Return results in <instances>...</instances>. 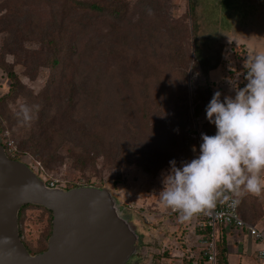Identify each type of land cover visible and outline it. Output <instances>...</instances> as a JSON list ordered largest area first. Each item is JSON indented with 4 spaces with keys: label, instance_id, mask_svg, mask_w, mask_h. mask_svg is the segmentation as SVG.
Masks as SVG:
<instances>
[{
    "label": "rangeland",
    "instance_id": "rangeland-1",
    "mask_svg": "<svg viewBox=\"0 0 264 264\" xmlns=\"http://www.w3.org/2000/svg\"><path fill=\"white\" fill-rule=\"evenodd\" d=\"M66 1L0 0V15L9 13L11 17L4 21L6 32L0 33V136L8 155L21 156L44 181L109 189L116 205L136 227L137 252L128 264H195L202 242L206 241L199 233V229H205L200 226L203 219L196 216L181 222L178 213L161 207L162 174L170 170V161L182 167L183 162L198 156L203 142L202 125L208 121L206 108L214 93L219 91L223 101L225 97L234 98L236 89L246 85L247 56L257 49L264 50V1L241 3L245 11L255 5L263 20L258 22L257 16L248 12L242 19L239 8L226 11L221 0H121L124 6L120 14H88V37L85 41L79 37L71 61L54 69L48 66L52 53L48 41L43 42L37 29L46 23L58 28L63 21L68 32L65 37L74 39L86 22L79 26V21L63 20L61 9ZM99 1H109L107 5H111L117 0ZM85 42L88 50H82ZM15 43L22 44L23 49L16 50ZM203 58L210 59L211 67H218L205 72ZM8 69L19 78V91L14 97H7L12 83ZM53 73L73 77L74 85L54 86L52 96L58 93L59 97L53 103L52 114L64 115L56 122L54 138L42 145L55 159L47 163L18 147L14 132L21 126L13 119V110L21 103L39 105L40 110L48 88L45 84ZM172 85H187L191 114L188 120L186 115H180ZM71 90L76 97L71 105L73 116L67 118L65 91ZM197 103L202 110L195 116ZM124 118L128 120L122 127L124 134L117 135L115 122ZM40 122L38 111L32 125L23 130L38 133ZM74 122L83 123L80 125L89 129L93 138L74 141L73 134H67L76 130ZM135 123H139L136 143L137 132L132 136L127 130ZM73 142L87 161L93 160L87 166L81 167L73 155ZM157 146L164 152L156 151ZM117 147L147 156L141 159L146 164L131 158V163L121 162V157H115ZM241 200L244 218L264 226V194ZM21 224L23 237L35 248L49 228L50 215L42 208L27 207Z\"/></svg>",
    "mask_w": 264,
    "mask_h": 264
},
{
    "label": "clouds",
    "instance_id": "clouds-1",
    "mask_svg": "<svg viewBox=\"0 0 264 264\" xmlns=\"http://www.w3.org/2000/svg\"><path fill=\"white\" fill-rule=\"evenodd\" d=\"M244 67L247 83L235 97L221 101L217 91L207 105L216 134L202 133L198 156L182 167L172 160L162 174L161 207L178 213L181 222L211 216L218 204L234 208L245 196L264 194V50L250 52ZM38 111L39 105L26 103L13 110L22 127H30Z\"/></svg>",
    "mask_w": 264,
    "mask_h": 264
},
{
    "label": "water",
    "instance_id": "water-1",
    "mask_svg": "<svg viewBox=\"0 0 264 264\" xmlns=\"http://www.w3.org/2000/svg\"><path fill=\"white\" fill-rule=\"evenodd\" d=\"M26 204L53 212L48 249L35 255L19 234L18 213ZM135 230L109 189L50 187L0 143V264H127L137 250Z\"/></svg>",
    "mask_w": 264,
    "mask_h": 264
},
{
    "label": "trees",
    "instance_id": "trees-1",
    "mask_svg": "<svg viewBox=\"0 0 264 264\" xmlns=\"http://www.w3.org/2000/svg\"><path fill=\"white\" fill-rule=\"evenodd\" d=\"M8 1V0H5ZM72 1L73 4L70 2ZM109 1H107L108 3ZM70 3V4H69ZM107 3H102L99 0H68L66 2L63 3L62 5V18L63 20H68V19H72V21H79V26L82 24V22H86L84 23L81 27H79V29L77 30L76 36L75 38H71V39H67L65 37V34H67L68 32H66V30L64 29V22L60 21V23H58V28H51L50 24H44L42 27L41 25L38 27V31L39 32V37H41L43 39V42H47L48 41V46L51 49V56L48 58V66H50L51 68H58L60 66H62V62L68 63L71 61L72 59V55L74 52V48L77 49L76 43H78V39L79 37H81V39L84 37V41L86 40V38L88 37L89 34V28L91 27V24H89L88 21V14L91 13H109L110 11L114 14H120L123 12V6L124 3L121 0H117V1H112L111 5H107ZM83 11L78 17L75 16L76 13ZM10 15L9 13L0 15V33L2 32H6V27H5V22L4 21H10ZM14 20V19H13ZM19 42L20 38H18ZM68 44H71L72 46H69ZM16 46V50L17 49H23L22 48V44L19 45V43H15ZM88 50V43L85 42L82 50L86 49ZM86 50V52H87ZM11 52H15V51H10ZM24 52V50L22 51ZM21 52V53H22ZM85 52V53H86ZM21 56V55H20ZM1 66V63H0ZM7 74L9 79L11 80V89L10 92L8 94L7 97L9 96H15L17 94V92L19 91V78L17 73L14 70L8 69L7 70ZM74 75V74H73ZM244 76L246 77V71ZM61 78V79H60ZM69 76L66 77H58L57 73H53L52 75H50V77L48 78L47 81V85L46 87L47 90H44L45 92L43 93V98H44V102L42 107L39 110V118H40V126L37 128L39 131L38 133L36 131H32L31 133L27 134V130H23L24 127L21 126L20 129H16V131L14 132L15 135H17L15 138L17 140V145L18 147H20V149L24 152L25 150L28 152H30L34 157L39 158L47 163L49 162H54V156H49L47 153V150L44 149L42 147V145L47 142L48 140H51L54 138V134H55V128H57L56 122L59 119V117L61 115H64L63 113H53L52 114V109H53V103L56 102V97L58 100V93L56 95L55 93V97H54V93L52 96V92L55 90L54 86L55 85H74V78L72 77V79H68ZM68 79L67 82H64V80ZM187 85H172V90L174 91L173 93L176 94L175 97L178 101V103H180V107H178L179 111H180V115H186V120H188L191 116L190 114V103H189V97H188V93H187ZM208 92H210V89L208 88ZM65 95L67 97V106L65 107L66 113H68L67 118L72 117L73 116V110H72V104L74 102V97L75 94L74 92L71 90L70 92H66L65 91ZM5 97V98H7ZM194 115L197 116L200 112V110H202V105L200 104H196L195 108H194ZM178 111V112H179ZM10 116V115H9ZM11 118V116H10ZM13 119H16V117L14 116ZM139 119V123H140V118ZM171 120V119H170ZM79 121V120H78ZM172 121V120H171ZM128 124V120L126 118H124L123 120L117 121L115 122V127L117 128L115 131L117 132V135H123L124 134V130L122 129V127ZM139 123H135V124H130L131 125V129H127L128 132H130V134H132V136L134 135L135 132L138 131V126ZM73 127L76 128L75 131H71L68 132L67 134H73V136L75 137L74 141L80 142V141H88L89 138H93L92 133L90 132L89 129L81 126L80 124L83 125V123H78V122H74L72 123ZM0 129L2 131V121L0 120ZM13 127V126H10ZM104 127V126H103ZM203 130H204V134H207L209 136L215 135L216 134V126L212 123H210L209 121H207L206 123H203L202 125ZM105 128H111L109 126H105ZM22 129V130H21ZM0 131V132H1ZM22 133H24L22 135ZM138 132L136 135V138L134 139L135 143L139 140L138 138ZM64 139L68 138L66 136H63ZM19 138V139H18ZM176 141H177V146L179 147V138L176 137ZM0 143L5 147L6 151L7 150V146L5 144V142L3 141V139L0 136ZM159 146H157L158 148ZM156 151L162 153L164 152L163 147H160L157 149ZM77 144H75L73 142V148L71 149V151L73 152V155L76 156L77 161L79 162L80 166H87V161L85 154L84 153H80V151H77ZM8 153V152H7ZM114 153L116 154V158H122L120 161L121 162H128L131 163L132 161L136 162V163H140V164H146L145 161L143 160L141 161V159H148L147 156H144L141 153L138 152H133L131 153L130 150L125 151L124 152V148L123 147H117L116 150L114 151ZM196 156H197V151L193 152ZM9 156L11 157L10 153ZM126 156V157H124ZM12 159L18 160V161H22L24 162V160L22 159L21 156H15V157H11ZM127 158V160L125 159ZM130 158L132 159V161L130 160ZM151 158V157H150ZM93 161V160H92ZM147 166V165H146ZM148 167V166H147ZM32 168V167H31ZM39 175V174H38ZM78 186H82V185H71V186H64L63 189L68 190L74 187H78ZM90 186H95L94 184H90ZM103 188V187H102ZM243 201L241 200L239 203V212L241 214V216L244 218V216L242 215V206H243ZM27 207H37V208H42L44 210H46L49 215H50V224H49V228L47 229V231L45 232V235L43 238H41V243L37 246V247H33L28 243V240H26L23 237V227H22V213L23 210L26 209ZM118 211L120 212L121 218L126 219L127 222H130V219L125 217L123 212L121 211L120 207L117 206ZM201 216V218H204V215H198ZM18 219H19V234L21 237V240L23 241V243L25 244L26 248L28 249V251L30 252V254L35 255L37 253H41L44 252L45 250L48 249V242H49V238L52 234V228H53V212L50 209H47L43 206L37 205V204H26L24 205L19 213H18ZM246 220V218H244ZM247 221V220H246ZM249 222V221H248ZM254 224V223H253ZM257 225V224H255ZM136 228V227H135ZM199 233L200 234H204V239L207 238V235H209L211 233V228L210 227H206L205 229H199ZM218 250H219V254H218V258H219V262L220 264H228V248H227V242L224 238H219L218 242ZM137 252V250H136ZM135 252V253H136ZM134 256V254H133ZM132 256V257H133ZM131 260V259H130ZM129 263V262H128ZM127 263V264H128ZM198 264H203V261H199Z\"/></svg>",
    "mask_w": 264,
    "mask_h": 264
},
{
    "label": "built area",
    "instance_id": "built-area-1",
    "mask_svg": "<svg viewBox=\"0 0 264 264\" xmlns=\"http://www.w3.org/2000/svg\"><path fill=\"white\" fill-rule=\"evenodd\" d=\"M50 187L63 188L65 185H59L58 181H45ZM200 226L211 228V233L207 235L202 242L200 261L203 264H220L218 254V229L220 227L234 228L236 230H247L256 241L260 243L257 251V257L264 260V231L257 225L246 221L239 212V205L232 208L227 205L218 204L211 216L204 215ZM206 237V236H204Z\"/></svg>",
    "mask_w": 264,
    "mask_h": 264
},
{
    "label": "crops",
    "instance_id": "crops-1",
    "mask_svg": "<svg viewBox=\"0 0 264 264\" xmlns=\"http://www.w3.org/2000/svg\"><path fill=\"white\" fill-rule=\"evenodd\" d=\"M258 228L264 231V226ZM218 237L227 242L228 264H264V260L257 257L260 243L249 235L247 230L220 227ZM199 261L200 258H197L195 264Z\"/></svg>",
    "mask_w": 264,
    "mask_h": 264
},
{
    "label": "flooded vegetation",
    "instance_id": "flooded-vegetation-1",
    "mask_svg": "<svg viewBox=\"0 0 264 264\" xmlns=\"http://www.w3.org/2000/svg\"><path fill=\"white\" fill-rule=\"evenodd\" d=\"M242 2H243V0H221V3L220 4L222 5V7L224 6V8L226 9V11L233 10L235 8L241 9V10H239V14L243 17L242 19H244L246 17V12H248L254 18H255V16H257L258 22L263 21L261 19V17H259L260 14H259V16L257 15V13H256L257 9H256L255 5L251 4V6H248L247 7V10L245 11V10L242 9V6H241V3ZM247 24H249V23H247ZM251 24H253V23H251ZM239 28H240V26H239ZM201 61H202L203 68H204V71L205 72H206V70H208V72H210V71H212V70H214V69H216L218 67V66H214V65L211 67L210 62H209L210 59L208 61L207 58H203ZM220 64H221V62H220Z\"/></svg>",
    "mask_w": 264,
    "mask_h": 264
}]
</instances>
